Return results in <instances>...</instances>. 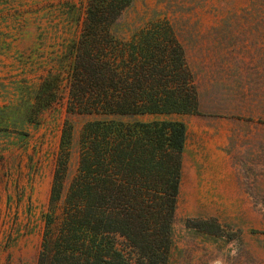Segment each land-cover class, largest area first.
<instances>
[{
  "label": "trees",
  "instance_id": "16d2710c",
  "mask_svg": "<svg viewBox=\"0 0 264 264\" xmlns=\"http://www.w3.org/2000/svg\"><path fill=\"white\" fill-rule=\"evenodd\" d=\"M135 3L87 0L79 36L22 110L35 123L68 89L37 264H171L188 137L173 116L202 114L203 89L180 18ZM214 30L241 39L230 50L239 69L264 62V0Z\"/></svg>",
  "mask_w": 264,
  "mask_h": 264
},
{
  "label": "rangeland",
  "instance_id": "374dc122",
  "mask_svg": "<svg viewBox=\"0 0 264 264\" xmlns=\"http://www.w3.org/2000/svg\"><path fill=\"white\" fill-rule=\"evenodd\" d=\"M248 2L135 3L141 14L167 9L180 18L203 89L202 114L173 116L186 122L188 137L171 264H264V62L246 57L241 71L230 51L241 39L214 30ZM73 4L80 21L71 17ZM86 5L0 0V264L38 263L68 89L35 123L25 124L22 110L79 36Z\"/></svg>",
  "mask_w": 264,
  "mask_h": 264
}]
</instances>
